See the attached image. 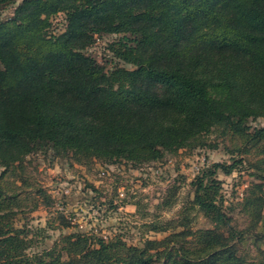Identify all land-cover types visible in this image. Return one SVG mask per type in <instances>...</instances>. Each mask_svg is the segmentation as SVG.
Here are the masks:
<instances>
[{"label": "trees", "instance_id": "16d2710c", "mask_svg": "<svg viewBox=\"0 0 264 264\" xmlns=\"http://www.w3.org/2000/svg\"><path fill=\"white\" fill-rule=\"evenodd\" d=\"M18 1L0 21V264H264L239 252L244 233L218 201L217 170L231 175L241 160L193 183L213 230L183 224L141 246L78 231L31 254V231L14 223L19 194L3 181L44 148L142 165L203 146L214 130L245 147L264 141V127L249 126L264 118V0H0V9ZM59 14L66 24L52 36ZM103 35L118 36L110 50L131 69L107 70L86 53ZM256 176L264 182V169Z\"/></svg>", "mask_w": 264, "mask_h": 264}, {"label": "rangeland", "instance_id": "374dc122", "mask_svg": "<svg viewBox=\"0 0 264 264\" xmlns=\"http://www.w3.org/2000/svg\"><path fill=\"white\" fill-rule=\"evenodd\" d=\"M20 3L0 9V21L13 17ZM51 21L50 34H60L65 15ZM117 39L116 35H103L86 53L107 70L131 69L110 50ZM249 126L251 131L263 128L264 118L251 121ZM203 144L166 152L161 160L142 165L95 156L77 160L72 153L57 155L44 148L28 156L22 167L3 180L12 193L19 194L15 226L31 231V254L54 248L63 237L78 231L93 235L94 240L118 238L127 245L141 246L182 231L183 224L193 233L213 230L214 225L194 204L193 183L214 164L232 165L241 160L231 175L217 170L215 177L221 182L218 201L232 219V226L244 233L239 252L249 260H262L264 182L256 174L264 169V141L245 147V138L225 137L214 130ZM4 170L0 168V176ZM258 185H263L262 191ZM194 236L189 240L195 242Z\"/></svg>", "mask_w": 264, "mask_h": 264}]
</instances>
